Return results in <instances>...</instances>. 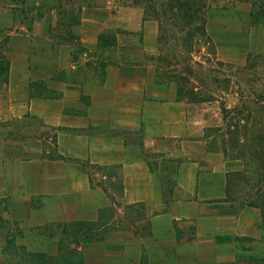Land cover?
Returning a JSON list of instances; mask_svg holds the SVG:
<instances>
[{"label": "crops", "instance_id": "obj_1", "mask_svg": "<svg viewBox=\"0 0 264 264\" xmlns=\"http://www.w3.org/2000/svg\"><path fill=\"white\" fill-rule=\"evenodd\" d=\"M47 6L0 0V264H264L259 209L227 195L239 162L158 78L155 21L89 0L66 26ZM256 11L208 19L264 37Z\"/></svg>", "mask_w": 264, "mask_h": 264}, {"label": "rangeland", "instance_id": "obj_2", "mask_svg": "<svg viewBox=\"0 0 264 264\" xmlns=\"http://www.w3.org/2000/svg\"><path fill=\"white\" fill-rule=\"evenodd\" d=\"M88 1L47 0V8H60L71 26ZM119 1L157 24L158 78L177 84L210 152L239 162L228 175L230 198L264 221V37L253 27L211 25L218 0Z\"/></svg>", "mask_w": 264, "mask_h": 264}, {"label": "trees", "instance_id": "obj_3", "mask_svg": "<svg viewBox=\"0 0 264 264\" xmlns=\"http://www.w3.org/2000/svg\"><path fill=\"white\" fill-rule=\"evenodd\" d=\"M227 195H228V197L230 198V188H229V179H228V184H227ZM84 227V225H79V228H83Z\"/></svg>", "mask_w": 264, "mask_h": 264}]
</instances>
